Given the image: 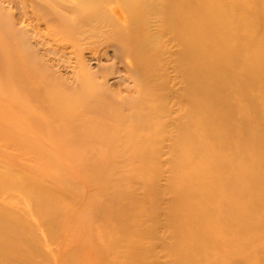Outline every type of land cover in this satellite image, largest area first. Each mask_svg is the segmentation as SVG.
<instances>
[{
  "label": "bare ground",
  "instance_id": "1",
  "mask_svg": "<svg viewBox=\"0 0 264 264\" xmlns=\"http://www.w3.org/2000/svg\"><path fill=\"white\" fill-rule=\"evenodd\" d=\"M0 130V264H264V0H0Z\"/></svg>",
  "mask_w": 264,
  "mask_h": 264
},
{
  "label": "rangeland",
  "instance_id": "2",
  "mask_svg": "<svg viewBox=\"0 0 264 264\" xmlns=\"http://www.w3.org/2000/svg\"><path fill=\"white\" fill-rule=\"evenodd\" d=\"M77 163H83V162H77ZM0 168L2 169L10 168L8 170L12 169L13 171L16 172V174L20 173L19 176L21 175L23 177L24 175L25 177L40 176L41 173L42 172L44 173L45 170L48 171L46 173L51 172V174L49 175L50 178L52 179L51 181L53 185L56 183L63 185L65 181L64 174L58 171V168L54 163L52 164L47 159L39 158L33 153H26L23 150L22 142L18 141L15 137L7 138L6 135L1 130H0ZM75 173H76L74 175L75 187L73 186L74 189H72L75 198L73 202H71V204L69 203L67 205L69 208L70 207L72 208L74 213L75 212L77 213V211L82 208V202L79 196V193L81 191V177L79 176V172H75ZM55 177L57 178L55 179ZM53 181L56 183H53ZM1 190L2 189L0 187V191ZM19 190L20 189L18 188L7 187L6 190L2 191V194L5 196H12L15 197L16 199L18 198L19 199L13 202L7 198L2 197L0 198V205L10 206L14 208L13 210L18 211V213L21 214L20 218H23L21 220H25L24 227H27L28 230L25 232V235L28 237V239L30 237L36 239L37 244H39L38 247L42 246L43 249H48L49 246L52 247L53 249H60L61 247L59 246V244H57L56 241L51 237V232L46 226V223L43 222L42 218H45L44 215L47 214V211L45 209L43 210V207L39 202L35 201L34 199L25 195L21 190L20 191ZM23 208L27 209L28 212L24 211ZM76 216H74L75 221L73 227L75 225L77 229H75V231L73 232V236L79 238L80 236H82V234L81 233L79 234L78 225H80V221ZM70 230H71L70 227L64 223V227L61 231L62 237L65 238L66 236H69ZM53 235L56 234L53 232L52 236Z\"/></svg>",
  "mask_w": 264,
  "mask_h": 264
}]
</instances>
